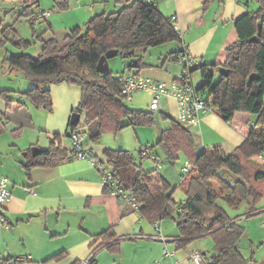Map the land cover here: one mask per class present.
<instances>
[{"label": "trees", "instance_id": "trees-1", "mask_svg": "<svg viewBox=\"0 0 264 264\" xmlns=\"http://www.w3.org/2000/svg\"><path fill=\"white\" fill-rule=\"evenodd\" d=\"M68 7L67 0H55L57 11H65ZM20 9L21 17L27 18L43 12L38 0L24 2ZM259 24H262L261 35L253 40L258 35ZM30 25L36 33L31 20ZM235 29L238 38L226 49L227 60L223 65L201 64L188 74L193 78L195 72L200 73V88L210 90L207 95L214 113L225 122H232L237 114L255 117L245 141L230 154H226L221 146L197 151L192 130L165 117V120L170 119V127L160 132L155 146L170 162L175 163L183 155L193 165L179 185L186 195L180 204L173 199L174 190L171 191V184L159 174L158 168L144 169L143 161L147 157L142 151L138 159L128 150L107 149L103 161L125 188H135V196L141 205L140 215L149 224H161L166 219L177 222L179 236L172 240L177 250L185 249L196 239L211 236L216 249L211 264H264V261L256 262L254 258L243 256L239 244L245 236V227L240 224V217L232 218L220 204L223 202L238 209L245 203L256 207L264 200V164L256 159L264 148V0H258L256 10L237 19ZM47 31L52 32L50 24ZM44 34L38 36L43 43L39 57L6 53L3 60L11 73L21 72L33 85L20 94L18 103L23 104L25 100L38 110L52 113L53 98L45 86L64 83L78 86L82 96L73 113L86 112L82 132L91 143H99L105 134L117 135L127 127L156 124V114L126 106L119 78H115L110 70L105 74L97 71L101 58L109 51H118L130 62L129 73L135 61V68L140 71L147 65L137 55L138 50L146 53L150 48L179 41L172 19L165 17L155 4L125 0V6L118 11L96 14L83 26L70 29L62 44L55 37L44 40ZM9 44L23 52L31 42L21 38L14 25L4 26L0 19V48ZM172 55L178 59L177 52ZM220 67L226 68L228 75H220ZM253 74L258 78L250 81ZM216 78L218 82L214 84ZM9 93L0 92L10 105ZM76 129H80V124L77 127L70 125V132ZM70 132L66 137H70ZM71 159L72 150L64 144L63 137L53 134L49 147L42 149L39 155L32 156L30 150L27 151L24 169L30 176L34 167L57 166ZM224 172L234 178L232 185L222 181ZM258 211L250 208L245 216L251 217ZM112 236L109 230L99 237ZM117 244L105 241L94 249L93 260L98 249H112ZM62 257L63 253H59L48 261Z\"/></svg>", "mask_w": 264, "mask_h": 264}, {"label": "crops", "instance_id": "crops-1", "mask_svg": "<svg viewBox=\"0 0 264 264\" xmlns=\"http://www.w3.org/2000/svg\"><path fill=\"white\" fill-rule=\"evenodd\" d=\"M28 1L31 0H0V10H17ZM96 1H100L103 5L79 7L75 14L71 12V3L69 10L59 12L60 14L56 10L46 11L41 7L40 1L39 4L43 12H50L43 20L48 22L51 28L53 25L48 19L52 18V15L58 17L61 14L72 13L74 19L81 20L78 23L80 26L92 17L93 12L106 13V8L113 3L116 5L115 8L121 9L125 6V0ZM150 2L155 4L165 17H176V24L184 34L183 40L189 53L200 64L207 66H221L226 62V49L238 38L235 29L236 20L258 7V0H210L208 3L207 0H150ZM177 48L178 42L168 52L166 61L161 67L128 74L170 83L182 72V65L172 55ZM5 55L0 52V92H10L9 99L12 103L9 105L0 94V176L9 180L11 200L4 208L9 226L0 229V264H6L11 258H28L27 261L19 264L82 263L90 256L93 249L99 248L105 241L118 242V244L112 249L105 247L98 249L96 264H127L124 254L125 244L137 249L158 248L153 261L155 264L162 258L160 241L152 239L153 233L145 230V219L141 215L132 212L127 205L109 194L98 171L88 160L71 159L57 166L34 167L30 176L26 175L24 164L27 151L31 152L34 147L47 149L53 134L67 135L70 132V119L73 110L77 108V101L69 96L62 97L61 93H66L68 90V84L64 83L45 86L50 90L54 102L53 112L50 114L41 112L42 110L34 108L25 100L22 101L23 104L18 103L21 101L20 94L27 92L33 86L27 84L25 87L17 88L7 84L6 75L17 77L20 73L10 72L3 63ZM56 96L59 99V106L56 103ZM158 113L163 120L167 116L176 120L178 110L175 101L163 99ZM84 114L85 124L86 112L81 113V119ZM168 121L170 122V119ZM223 121L215 113L202 118L200 130L197 132L202 137L204 148H198L195 140L197 151L221 146L226 154L232 153L248 137L250 132L248 125L253 124L255 117L244 114L235 116L232 127L238 137L226 136L224 128L228 123L222 124ZM169 127L170 124L159 129V132ZM132 129L134 130L128 133V135L132 134L129 136L131 140L128 149L124 150L138 148L141 152L143 148L151 146L152 152L159 156L154 146L160 135L152 139L145 136L149 134V130L142 127H132ZM215 130L221 132L224 138L218 142L208 143L205 136ZM86 139L85 136L86 145L100 160H104V152L107 149H113L109 148L107 143L93 144ZM240 139L243 141H239ZM42 141L47 146L42 147ZM67 147L72 150V143ZM166 180L170 183L168 179ZM258 212L255 216L261 213L263 215L249 220V224L256 227L260 222L264 238V208ZM160 225L163 230L162 224ZM109 230L113 235L111 238L99 237ZM59 253H63L60 260L48 261ZM202 255L204 256L205 253Z\"/></svg>", "mask_w": 264, "mask_h": 264}, {"label": "rangeland", "instance_id": "rangeland-1", "mask_svg": "<svg viewBox=\"0 0 264 264\" xmlns=\"http://www.w3.org/2000/svg\"><path fill=\"white\" fill-rule=\"evenodd\" d=\"M41 7L46 10V11H53L55 9V0H39ZM69 7L67 10L68 11L70 8V3L72 4V13L75 14L74 12L77 11V8L79 7H84V8H89L92 7L93 5H103L100 1H94V0H67ZM115 4H111L108 8H106V13H112L114 11H118L119 7L115 8ZM256 8V6H255ZM258 8V7H257ZM57 11V10H56ZM100 11V10H98ZM58 14L59 12L63 11H57ZM56 12V13H57ZM72 13H69V15H60L56 17L55 15H52V18H49L48 21L53 25L52 32L47 31L48 28V22L42 20L38 25L35 26L36 33H34L33 29L31 28L30 25V20L31 18L27 17H21V11L20 9H8L6 11L0 10V19L3 22L4 26L7 25H15L16 31L19 33L20 37L29 40L31 42V45L28 49L24 50L23 52H20L16 50L13 45L9 44L7 45L6 48H0V52L5 55H10L11 53H27L35 58L39 57L42 48H43V43L41 40H39L38 36L43 35L44 40H48L52 37H55L61 44L64 42V37L65 33L68 32L71 28L75 26H79V22L81 20L79 19H74V17L71 15ZM92 16L96 15V12H93L91 14ZM80 24V26H83ZM177 45V42H172L170 44L166 45H161L157 47L150 48L146 53L144 50H138L137 55L143 58V62L146 67L142 68L141 71H147L150 68L153 67H161L163 63L166 61V56L169 51H171L174 46ZM130 62L128 60H125L122 58L121 55H118L117 57L111 58L109 60V65H110V71L113 73L115 78H120L124 74H128L130 71L127 69L128 65ZM180 64V63H179ZM138 71L137 68H133L131 73H136ZM20 74L15 77V76H9L6 75L7 78V84L11 87H25V85L30 84V86H33L32 83L22 74ZM11 77V78H10ZM201 75L199 72H195L193 75V83L195 86L200 87L201 86ZM60 85V84H59ZM67 92L66 93H61L62 97H71L74 98L77 101V106L81 101V89L78 86L75 85H67ZM207 94H210V90H206ZM56 95V94H55ZM151 101V96L145 92V91H140L138 93H135L132 97L131 100L126 101V106H128L131 109H136V110H146L149 109ZM56 103L57 106H59V99L56 96ZM45 112L47 114H50L47 111H41ZM216 116H218L216 114ZM84 118L85 114L83 115L81 119V124H80V130L83 131V125H84ZM170 122L167 120H163L161 118V114L158 112L156 113V124L154 126L150 127H142L144 129L149 130V134L145 135L149 138H155L157 135H160L159 129L165 128L167 125H169ZM222 124H227L225 121H223ZM232 123H228L227 127L224 128L226 136H237L235 133V129L232 127ZM250 128L251 126L248 125ZM132 127H127L123 131H121L119 134L114 135V134H105L101 141L99 142L100 144L107 143L109 148L113 149H125L129 145V141L131 140L129 136H132V134L128 135ZM159 132V133H158ZM193 132L194 139L196 140L198 148H204V143L202 141V137L198 132ZM151 135V137L149 136ZM221 132H210L206 137V141L208 143L210 142H218L221 141L224 137L221 136ZM61 136L64 139V144L66 146H69L71 144L70 138L66 137L65 134H61ZM146 137V138H147ZM238 137V136H237ZM236 137V138H237ZM132 139H134L132 137ZM159 139V138H157ZM239 139V138H237ZM87 140V139H86ZM239 141H243L240 139ZM240 142V143H241ZM97 143V144H99ZM234 143L236 144L237 141L235 139ZM243 143V142H242ZM96 144V143H93ZM153 144V143H152ZM151 145V144H150ZM41 146L45 147L47 144L42 141ZM151 148V146H150ZM128 149V148H127ZM155 152L159 154L158 160L161 164V166L157 169L156 164L151 160V159H145L144 160V169L146 171H151L154 169H157L159 174L168 179L171 183V191L174 190L173 194V199L177 203H181L186 199V195L183 193V191L179 188V185L181 184L183 180V172H182V167L185 165L188 160L185 158V156L181 155L179 159L173 163L170 162L165 154L162 152V150L155 146ZM131 152L134 153V155L139 159L140 157V152L138 148L136 149H131ZM227 211V213L232 217H240V224L245 227V236L242 238L239 248L241 253L246 259L254 258L256 262H263L264 261V238H263V229L261 228L260 222L257 223L256 227L252 226L249 224V220H254L256 218H259L263 213L257 216H251V217H246L245 214L248 213V211L251 209L254 210H261L264 208V200L260 202L259 205L256 207H253L250 203H245L243 204L240 208L238 209H233L230 206L226 205L225 203L221 202L220 203ZM163 227V233L164 235L168 238L170 236L173 237H178L179 236V230L177 228V222L174 219H166L162 223ZM145 230L147 232L153 233L152 239L156 240L154 238L155 235V230L152 225L149 224L148 221L145 220ZM172 239L173 238H169ZM132 242V241H128ZM134 242V241H133ZM161 248L160 251H163L164 244L160 242ZM169 248L171 250H177V245L175 242H171L168 244ZM158 248L154 247L152 249L150 248H143V249H137L131 245L125 244L124 245V254L126 258L127 264H153V261L155 259V254L158 251ZM193 251H198L201 254L205 253L204 255V262L203 264H211L213 256L216 254V249H215V241L213 237L207 236L203 237L200 239L194 240L189 246H187L185 249L178 250L177 253V258L181 261L183 264H193L191 263L188 258L190 254Z\"/></svg>", "mask_w": 264, "mask_h": 264}, {"label": "built area", "instance_id": "built-area-1", "mask_svg": "<svg viewBox=\"0 0 264 264\" xmlns=\"http://www.w3.org/2000/svg\"><path fill=\"white\" fill-rule=\"evenodd\" d=\"M144 3L153 4L150 0H139ZM50 12H42L31 18V22L36 26ZM175 30L178 34V48L177 55L180 64L182 65V72L179 73L170 83L156 81L150 78H145L140 75L124 74L119 80L122 84V95L125 101L131 100L133 95L140 91H145L151 96L149 111L153 114L159 112L163 99H173L177 106L176 120L182 125L197 132L200 130L202 118L208 114L214 113L211 101L207 95L206 90H202L193 83V78L189 76V71L198 68L201 64L195 60L188 51L187 45L183 40V33L179 30L176 24V17L171 18ZM70 140L72 143V158L78 160H88L90 164L98 171L101 181L110 195L114 196L119 202L127 205L132 212L140 215L141 205L135 196V188H125L113 175L110 167L105 161L98 159L91 148L85 143V135L79 130H72L70 132ZM142 154L151 159L159 168L161 166L158 157L152 152L149 147L142 149ZM256 159L264 164V148L258 153ZM193 165L188 161L182 167L183 178L192 170ZM221 179L226 184L232 185L234 178L227 172L221 175ZM11 200V192L9 189V180L0 176V229L9 226L4 215V208ZM155 230L154 238L164 244L162 251V258L157 260L155 264H182L177 258V250H171L169 243L172 239L167 238L161 228L160 223L153 225ZM94 249L90 256L81 264H96L93 260ZM28 258H11L6 264H19L27 261ZM204 256L198 252L193 251L188 260L193 264H203Z\"/></svg>", "mask_w": 264, "mask_h": 264}, {"label": "water", "instance_id": "water-1", "mask_svg": "<svg viewBox=\"0 0 264 264\" xmlns=\"http://www.w3.org/2000/svg\"><path fill=\"white\" fill-rule=\"evenodd\" d=\"M261 31H262V24H259L258 26V35L257 37L253 38V40H256L260 35H261ZM119 55V52L118 51H115V52H107V54L101 58L99 64L97 65V71L101 74H105L107 73L109 70H110V65H109V60L111 58H114V57H117ZM136 61L131 64L133 67H136ZM218 73L220 75H228V70L224 67H220L218 69ZM258 77L257 75L253 74L250 76V81H254L256 80ZM218 82V79L216 78L214 80V84H216ZM80 120H81V114L80 113H73L72 116H71V119H70V125L73 126V127H77L79 124H80ZM41 152V149H39L38 147H34L32 148L31 150V154L33 156H37L39 155ZM26 155V154H25Z\"/></svg>", "mask_w": 264, "mask_h": 264}]
</instances>
